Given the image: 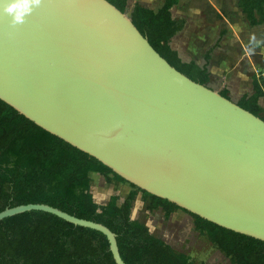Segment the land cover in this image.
<instances>
[{"label": "water", "instance_id": "water-1", "mask_svg": "<svg viewBox=\"0 0 264 264\" xmlns=\"http://www.w3.org/2000/svg\"><path fill=\"white\" fill-rule=\"evenodd\" d=\"M0 0V99L128 183L264 241V119L172 66L109 0H41L12 25ZM40 210L116 233L46 203Z\"/></svg>", "mask_w": 264, "mask_h": 264}, {"label": "trees", "instance_id": "trees-1", "mask_svg": "<svg viewBox=\"0 0 264 264\" xmlns=\"http://www.w3.org/2000/svg\"><path fill=\"white\" fill-rule=\"evenodd\" d=\"M109 1L128 12V0ZM179 1L164 0L157 11L136 2L129 16L172 66L211 87L210 66L218 44L205 51L202 63L184 60L171 46L173 37L186 24L185 18L173 17L171 12ZM237 3L250 26L264 23V0ZM252 85L253 92L236 102L264 119L260 102L264 98V70L254 75ZM219 92L231 98L226 88ZM92 171L100 173L107 182H127L96 157L42 128L0 99V211L20 204L46 203L109 227L116 233L120 254L127 264H194L188 253L175 250L151 233L146 223L131 216L138 191L142 192L145 209H161L165 218L181 209L176 203L129 183L133 189L122 202L119 195L113 194L106 203L99 204L91 192ZM190 214L194 229L206 235L233 263L264 264L263 240ZM0 264L117 263L102 232L74 225L52 213L31 210L0 220Z\"/></svg>", "mask_w": 264, "mask_h": 264}, {"label": "crops", "instance_id": "crops-1", "mask_svg": "<svg viewBox=\"0 0 264 264\" xmlns=\"http://www.w3.org/2000/svg\"><path fill=\"white\" fill-rule=\"evenodd\" d=\"M128 1L133 2L130 7L140 2L155 11L164 3V0ZM220 1L218 3L219 1L216 2V0H180L171 8L173 17L186 19L185 27L180 32L186 37L188 49L192 51L191 57L186 60L194 59L202 63L205 51L217 43L210 66L212 74L210 86L217 91L226 88L229 93H236L242 86L243 79L246 80L250 75L251 82L245 87L242 95L251 94L253 92L252 77L256 69L264 70V23L250 26L238 7L237 0H233L235 3L233 11H236L238 17L243 20L239 23L232 17L234 15L227 12L229 7L225 0ZM230 56L233 58L230 59ZM236 69L238 72H232ZM215 82H218L221 87L218 88ZM90 175L92 178L103 177L94 171L90 172Z\"/></svg>", "mask_w": 264, "mask_h": 264}, {"label": "rangeland", "instance_id": "rangeland-1", "mask_svg": "<svg viewBox=\"0 0 264 264\" xmlns=\"http://www.w3.org/2000/svg\"><path fill=\"white\" fill-rule=\"evenodd\" d=\"M131 2L129 1L128 15L131 8L130 4L133 3ZM216 2L220 3L221 1L216 0ZM225 2L229 7L227 12L234 15L232 17L237 19L239 23L240 21H243L241 17H238L236 11H233L235 10L234 1L225 0ZM228 18L230 17L228 16ZM171 46L178 49V52L180 51L181 55H179L184 60L191 57L192 51L188 49L186 37H184L182 33H178L175 37H173ZM232 58L233 57L230 56V59ZM260 69L261 68H257L254 75H259ZM232 72H238V70L236 69ZM247 73H249V71H247ZM250 82L251 80L249 75L246 80L243 79L241 84L242 86L237 89L238 92L229 93L232 97L231 99L237 101L240 95H242L245 91V87L248 86ZM215 84L218 88L221 87L218 85V82H215ZM261 104L264 106V98L261 99ZM131 189H133V187L128 182L115 184L107 182L104 176L101 178L93 177L91 186L93 197L99 204L106 203L113 194L119 195V202H122L127 197ZM131 216L134 219H139L146 223L151 233L165 240L175 250L188 253L194 261V264H200L201 262H205L206 264H235L230 260V258L217 249L206 235H203L194 229L193 216L187 211L178 209L171 213L169 218H165L164 211L161 209L152 212L145 209L142 192L138 191L133 202Z\"/></svg>", "mask_w": 264, "mask_h": 264}, {"label": "clouds", "instance_id": "clouds-1", "mask_svg": "<svg viewBox=\"0 0 264 264\" xmlns=\"http://www.w3.org/2000/svg\"><path fill=\"white\" fill-rule=\"evenodd\" d=\"M41 0H8L4 12L12 17V25L24 22L26 15L33 10V5L39 6Z\"/></svg>", "mask_w": 264, "mask_h": 264}]
</instances>
